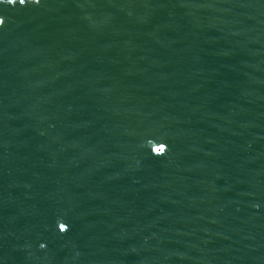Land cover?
Returning a JSON list of instances; mask_svg holds the SVG:
<instances>
[{
	"label": "water",
	"instance_id": "water-1",
	"mask_svg": "<svg viewBox=\"0 0 264 264\" xmlns=\"http://www.w3.org/2000/svg\"><path fill=\"white\" fill-rule=\"evenodd\" d=\"M0 19V264H264V0Z\"/></svg>",
	"mask_w": 264,
	"mask_h": 264
},
{
	"label": "snow or ice",
	"instance_id": "snow-or-ice-1",
	"mask_svg": "<svg viewBox=\"0 0 264 264\" xmlns=\"http://www.w3.org/2000/svg\"><path fill=\"white\" fill-rule=\"evenodd\" d=\"M5 3L11 4V5H16L17 3H19L20 5H26L27 3L39 4L40 0H0V5H4ZM4 23H5V20L0 19V26H2ZM65 230L66 228L63 229V231Z\"/></svg>",
	"mask_w": 264,
	"mask_h": 264
},
{
	"label": "clouds",
	"instance_id": "clouds-1",
	"mask_svg": "<svg viewBox=\"0 0 264 264\" xmlns=\"http://www.w3.org/2000/svg\"><path fill=\"white\" fill-rule=\"evenodd\" d=\"M40 246L43 248L45 245L41 244Z\"/></svg>",
	"mask_w": 264,
	"mask_h": 264
}]
</instances>
